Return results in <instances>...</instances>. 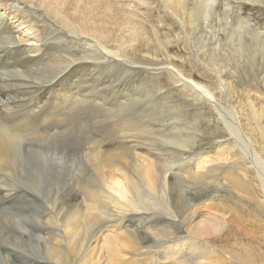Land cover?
<instances>
[{"label": "bare ground", "instance_id": "obj_1", "mask_svg": "<svg viewBox=\"0 0 264 264\" xmlns=\"http://www.w3.org/2000/svg\"><path fill=\"white\" fill-rule=\"evenodd\" d=\"M225 2L221 40L213 26L219 0L164 1L185 16L188 34L202 32L200 49L235 94L236 108L216 106L226 134L216 132L230 138L244 163L229 159L231 152L198 162V138L183 135L191 128L162 124L158 96L135 79L139 69L125 65L159 66L138 55L149 49L138 15L111 0H0V264H100L102 236L106 264H212L208 246L176 235L213 206L200 207L197 196L228 166L238 167L245 182L231 181L249 198H231V215L243 220L237 212L243 202L264 219V32L242 13L244 4ZM240 2L264 6V0ZM13 22L28 31L40 25L39 47L23 48ZM205 37L218 42L222 59ZM76 38L84 46L68 50ZM170 65L179 72L175 83L199 102H213L208 88ZM150 149L161 153L162 164L149 158ZM163 176L173 219L158 197ZM215 185L222 188V180ZM221 221L217 215L215 226L194 235L222 228L229 235L235 221Z\"/></svg>", "mask_w": 264, "mask_h": 264}, {"label": "rangeland", "instance_id": "obj_2", "mask_svg": "<svg viewBox=\"0 0 264 264\" xmlns=\"http://www.w3.org/2000/svg\"><path fill=\"white\" fill-rule=\"evenodd\" d=\"M111 1L115 5L118 4V7L120 5H123L125 12H127L128 14L138 15L140 18L138 19L139 21L146 22L148 31L147 41L149 49L145 48V51L142 53H138V55L141 58L144 57L145 59H149L150 61L157 63L159 66L155 68L152 66L142 65L143 63H140L139 60V63L133 65L125 63V65H131L132 68L139 69L140 74L138 73V75L135 76V79H139V81L145 82L146 85L143 86V88L150 90V92H153L158 96L157 114L162 117V120L166 118L165 121H162V124L169 125L166 126V128H172L174 126L172 124L175 123H178L179 126L183 125V127L191 128L189 130L183 131V135H188L191 137L196 136L198 138L197 144H199V146L196 148L195 153L202 155L201 158L199 156L198 162H207V157H216L218 156V154L222 153V155H224L228 152H231L229 159L232 156L234 159H237L240 162L244 163L243 158L239 153L240 151L238 152L239 149H234V144L230 140V138L228 136H222L224 134H220L219 136L217 135L221 132V130L224 133L225 131L223 130L224 126L222 125L221 118H219L217 116L218 114L214 111L216 106H223L231 111L232 107H237L236 98L234 97L235 94L231 92V86L229 84H226L227 82L222 77V69H216L210 59L208 60V56H206L205 53L200 49L199 42H201V36L203 35L202 32H191V34H188L186 23L187 21L185 16L182 17L180 15L178 16V14L175 15L165 5V0ZM240 1L241 0H229L231 4H236L235 6H238L239 3L244 4V6L246 7V11L242 13H245L246 16L251 18V22L255 25V29L257 28L258 31L261 30L264 32V6L258 4L253 5V3L251 2L247 4ZM37 2L38 0H33V3ZM223 2H225V0H219V4L216 7L219 17L213 20L214 30L219 32L221 40L222 13L226 9L224 7L226 2L225 4ZM253 9L255 10L253 11ZM149 11H153V15L152 17L148 18V15L145 14ZM21 13H24V11L21 10ZM25 16L28 17V14H25ZM11 18H13V14H10V16L8 17V19ZM11 24L13 25V28H15V32L19 37L18 41L23 48L29 49L39 47L38 40L39 37H41L40 25L32 23V28L30 31H28L26 27H19L18 23L13 22ZM150 34L152 38L150 37ZM82 38L85 39V37L83 36ZM82 38H76L75 40L77 41V43H75L74 41H68V43L66 44V48L68 50L71 49V51H80V48L84 46ZM149 38L152 40L149 41ZM209 38L210 37H205V39L208 40L206 42V45L208 46L211 44L210 47L215 48L218 45V42H215L211 39L209 40ZM162 50L165 53L162 52ZM216 51L218 53L217 55H219V57L222 59V49L216 47ZM143 53L144 55H142ZM256 60L258 61V66H261L263 64L259 56L256 57ZM172 61L178 63V68L187 77H190L196 82L203 84V86L210 90V92L215 97L211 104H209L208 102H199L188 89L183 88L181 87V85L174 82V76L176 78H179V72L175 68H173L172 65H170ZM154 68L156 69V71L154 70ZM148 71L151 73H149ZM234 85L235 83L233 84V86ZM144 94L147 93H143V95ZM200 94L204 96L203 93ZM150 107L152 106H145V109H151ZM153 111H150V113L148 114L152 115ZM236 111L238 113H242L239 109H237ZM179 112L181 113L177 117H175ZM144 115L145 112L142 114V116ZM238 118H240L241 127L242 129H244L246 122L243 120L242 115L241 117L238 116ZM198 121H200V123H198ZM219 129L220 132L218 131ZM217 144H222V147L219 150H217ZM258 148L259 146H256V149ZM150 150L154 154L152 155V153H148L149 156L151 155L149 158H151L152 161H157L159 164H162V161H160L161 158L159 160V158L157 157V154L160 155L161 153L156 149H153L154 151L152 149ZM241 154H243V152H241ZM179 159H181L180 156ZM181 160H184L183 157ZM163 164L165 165V163ZM195 165L196 164L194 163L193 167H195ZM166 166H168L167 170H169V173L167 175L168 180L169 176L172 173L171 169L173 166L169 164H167ZM240 175L241 172L239 171L238 167L228 166L222 170V173L221 175L219 174L218 179L207 181V185H209V187L206 188L205 191L199 193L197 199L199 200L200 207H203L205 204L209 203H213V206L204 209V211L200 213L199 218L195 219L193 222H190L192 223L191 227H189L187 224V226L179 230L178 235H176L177 239H181L182 241L184 240L183 242H186L187 244H189V242L187 241L188 239H193L208 246L211 251L209 252V257H212V264H217L218 262L220 264L221 262L219 260H222L223 264H264V219L260 216L262 215V213H257V211H255V209L252 207L244 208L242 202L240 204L242 207H240L239 205L237 208V212H241L240 218L243 220L241 222H238L237 217H233L231 215L234 207V205H232L234 201L231 200V198L249 202L248 195L239 191L236 185L231 181L232 179H235L240 180L241 183H244L245 180L240 178ZM225 177H230L231 179L224 180ZM221 180L222 188H219L215 184L220 183ZM158 189V197L160 199V202L168 210V212L166 213H168L172 219L175 218V215L170 206V188L168 184L167 186H165L164 176L159 179ZM240 209H242V211H240ZM248 212L250 213V217L248 216ZM254 213L256 214V218ZM217 215H220L222 217V221L220 222V224L228 219H233L235 221V223L232 225V232L229 235H224L227 230L226 228H222V232H220V234L218 235H206L202 237H200L199 235H194V233L200 230L211 228L210 226H215ZM98 236L100 237L102 235ZM103 238L104 236H102L100 239L101 243L98 253L100 264H106L103 261L105 254V251L102 248V243L104 240ZM175 241V243L182 242L179 240ZM168 246L169 243L166 241L162 244L161 249L164 250ZM148 250L153 251L152 249H144V251ZM217 256L219 257V259ZM215 259L217 262H215ZM227 261L230 262L228 263ZM147 262L148 264H151L150 260Z\"/></svg>", "mask_w": 264, "mask_h": 264}]
</instances>
